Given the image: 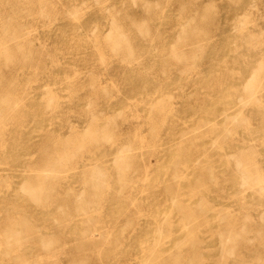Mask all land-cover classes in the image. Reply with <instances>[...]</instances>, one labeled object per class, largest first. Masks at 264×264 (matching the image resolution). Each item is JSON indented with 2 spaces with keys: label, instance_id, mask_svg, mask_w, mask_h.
<instances>
[{
  "label": "rangeland",
  "instance_id": "rangeland-1",
  "mask_svg": "<svg viewBox=\"0 0 264 264\" xmlns=\"http://www.w3.org/2000/svg\"><path fill=\"white\" fill-rule=\"evenodd\" d=\"M20 4L0 0V16L7 18L23 8L24 25L23 46H7L11 53L7 55L0 50V96L6 95L9 83L12 89L23 90L14 116L21 124H15L16 119L9 123L7 145L0 148V173L13 174L18 188L26 178L23 168L43 157L42 142L77 133L86 144L79 169L70 173L69 181L79 183L89 176L92 161L102 158V165L111 167L115 157L131 166L127 173L136 188L146 172L152 181L150 198L132 207L116 195L118 178L126 169L114 171L104 214L109 217L118 205L125 212L132 208L119 219L125 228L124 245L102 257L85 245L81 264H143L145 256L137 246L145 239L151 213L157 206H171L179 190L180 198L189 199L195 183L188 179L192 174L201 186L207 181V189L215 195L207 193L204 209L197 200L199 257L191 260L190 246L184 244L181 255L186 257L178 261L264 264V192L250 186L251 175L264 182V0H24ZM76 15H81L80 22ZM112 15L119 22L116 27L111 25ZM186 22L199 32L187 41L182 28ZM143 28L148 33H142ZM93 33L97 36L89 41ZM111 37L119 43L115 45ZM92 132L115 137L97 143L90 139ZM215 139L218 145L226 143L224 150L212 147ZM128 149L133 156L126 159ZM227 157L230 168L222 162ZM196 161L202 168L213 164L217 169L193 173ZM14 196L13 189L10 197ZM48 210L27 207L23 213L37 220L32 228L40 231L44 215H61L57 207ZM228 210L233 214L229 230L236 232L244 225L247 234L237 242V254L225 261L218 252L216 230L218 215ZM0 230H6L5 223ZM48 230L62 240L58 263L51 264H74L78 237L58 225ZM157 257L155 264H169L166 256ZM14 261L4 258L0 264H17Z\"/></svg>",
  "mask_w": 264,
  "mask_h": 264
},
{
  "label": "bare ground",
  "instance_id": "bare-ground-1",
  "mask_svg": "<svg viewBox=\"0 0 264 264\" xmlns=\"http://www.w3.org/2000/svg\"><path fill=\"white\" fill-rule=\"evenodd\" d=\"M23 1L12 0V2H18L19 4ZM22 17L23 8L19 9L15 15H9L7 18L0 16V50L2 55L11 54L7 46H23L22 29L24 25ZM74 17L80 22L81 15ZM111 18L112 27H116L119 22L115 16L112 15ZM182 28L183 33L187 34L186 41L189 38L194 39L199 33L197 27L188 24V22L184 23ZM145 31L148 33V28L142 29V33ZM189 33L194 34V37H191ZM121 34L123 35V32L120 33V37ZM124 34L129 35L128 33ZM180 34L182 33L180 32ZM96 36L97 33L90 35L89 41L92 39L95 40ZM111 39L115 45L119 43L118 38L111 37ZM0 57L2 56L0 55ZM15 84L19 86L18 83ZM5 87L8 88V90L5 88L6 95L0 96V148H5L7 145L5 139L6 131L11 126L9 124L11 120L16 119L14 116H18L19 99L23 97L22 88L21 90H19V87H13L12 89L10 83ZM14 121H17L15 124H21L19 117ZM114 137L111 133L106 136H101L97 133L93 137H90V139L99 143L101 138L110 141ZM144 143L142 142V145H147ZM218 143L219 140L215 139L212 147L216 145L224 150L226 143L221 145H218ZM85 144L86 140L77 133L66 137H62L60 134L53 138L52 136L49 137L45 142L40 144L39 150L43 152V157L33 165L27 164L23 168V172H26V178L18 188H14L13 177L15 176L13 174L0 173V226L3 223L6 224V230H0V259L7 258L15 260L17 264H51L52 261L58 263L57 260H59L61 251L57 247H60L62 240L59 235L57 236V233L51 232L53 230H48L49 226L55 227L57 225L58 227L71 230L73 232L72 234L78 237L79 244L76 246L78 254H76V257L74 255V264H81V260L83 259L80 254L85 251L83 250L85 245L92 246V253H95L99 257L106 256L123 247L125 228L119 226V219L122 215H126L132 210V208L129 207L125 212L123 211V206L118 205L109 217L105 216L104 206L107 202V194L110 188H112L110 182L111 177L114 171L126 169L120 174V178H118L119 184L116 195H118L121 201H129L132 207L143 204L150 198L149 194L152 195L150 189L151 177L146 172V176L142 180V183H140V187L136 188V182H133V177L127 173V171H131L129 169L131 166L128 167L124 163L121 164L119 157H115L112 161L114 165L111 167H107L104 163L102 165V158L92 161V173L89 176H83L79 183L69 181L71 177L70 173L75 172L76 168L79 169L78 164L82 158L81 152ZM22 146H24L23 143L19 145V148L21 149ZM195 153L199 156L198 148ZM17 154L18 160L21 154ZM125 154H128L126 159L129 156H133L130 149ZM177 154L180 156L179 152L175 153L176 156H178ZM4 161L8 163L7 158ZM222 162H224L226 168H230L232 165L230 157L223 159ZM195 163L197 164V170L193 173L201 171V165H203L200 162L198 163V161ZM76 164L77 166L75 167ZM214 166L210 164L207 168H202V171L203 169H217ZM162 168V166H158L157 169ZM241 171L245 174L247 167H242ZM177 176V174L174 175V177ZM251 176L252 182L250 186L256 185L260 188V191L264 192V182L257 179L258 177L254 175ZM160 177L156 178V180ZM183 178H185L184 175H182V178L179 177L178 181L181 183L180 180H183ZM188 179H192L195 182L191 184L189 199L184 196L183 199L180 198L181 192L179 190L177 194H174L171 206H157L151 213L150 219L146 223L145 239L140 241L137 246L140 254L145 256V260L142 262L143 264H155L159 261L157 257L159 255L166 256L165 259L169 261V264H181L178 259L183 257L184 260L186 257L181 255L184 253V250L181 249V246L184 244L190 246L191 260L199 257L198 244L200 239L197 227H200L201 223L197 215V200L198 198L200 200L199 208H207V193L210 192L215 195V191L207 189V181H204L202 186L197 183V178L193 174L188 176ZM75 184L77 187H75ZM181 184H179V187H181ZM198 186H201L202 189L200 190ZM129 188L130 193L127 192ZM13 189L15 196L10 197ZM189 202L192 203L191 206L187 207L183 205ZM27 207H32L38 211H45L57 207L61 215L53 216L47 213L43 216V220L40 221L44 226L43 230L36 231L32 227L33 224L37 223V220L35 221L34 218L23 213ZM228 208L225 207V209ZM138 213L139 215H143L142 210H139ZM35 214L38 213L36 212ZM232 217L233 214L229 210L223 215H218L220 223L219 228L216 230L219 234L218 252L225 261L237 254V242L247 234L244 225L236 232L233 229L229 230ZM131 219H133V216H131ZM61 232L64 233L63 230ZM36 237L38 238L35 239ZM26 246L28 250L25 249ZM34 246L35 249H33ZM257 259L259 261V258Z\"/></svg>",
  "mask_w": 264,
  "mask_h": 264
}]
</instances>
